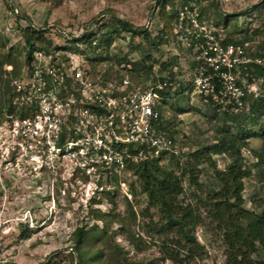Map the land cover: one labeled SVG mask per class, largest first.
Wrapping results in <instances>:
<instances>
[{
	"label": "rangeland",
	"instance_id": "374dc122",
	"mask_svg": "<svg viewBox=\"0 0 264 264\" xmlns=\"http://www.w3.org/2000/svg\"><path fill=\"white\" fill-rule=\"evenodd\" d=\"M184 2L204 13L203 19L224 45L235 42L252 61L247 71L240 68L235 73L238 84L255 82L262 90L264 0H0V264H43L48 260V264H77L78 256L71 252L76 229L90 230L83 246L87 264L225 263L227 248L222 233L208 218L205 203L220 189L213 168L224 171L230 159L226 154L209 157L205 147L217 142L222 133L238 131L226 114L203 105L194 92L192 46L176 34L174 22L168 19V11ZM116 21L146 30L150 39L123 29ZM33 31L43 34L37 39ZM24 32L31 34L36 47L51 51L60 61L83 48L101 85L111 78L114 81L108 83L118 85L127 71L133 82L144 83L151 79V70L141 74L130 71L128 65L141 60L147 66L161 65L160 75L173 83L160 105L162 133L171 140L172 148L158 156V166L180 181L181 192L171 198L178 213L191 208L195 219L202 218L200 225L185 229L198 246L184 239L179 226H169L160 207L152 205L144 192L139 175L142 165L151 171V161L129 159L115 179L114 175L96 179L62 156L40 160L21 150L11 129L23 111L16 98L10 97L15 90L13 81L22 74L28 56ZM83 36L97 39L99 51L79 42ZM255 60L262 64H254ZM10 100L12 114L7 113ZM255 102L263 103V108L252 115ZM243 105L242 112L251 122L245 130L257 136L241 148L247 173L242 196L247 210L259 212L258 206L264 202V158L260 160L264 99L249 94ZM187 162L197 171V185L183 171ZM153 176L159 180L163 174ZM98 252L101 259L95 261ZM251 258L264 260V254L257 247Z\"/></svg>",
	"mask_w": 264,
	"mask_h": 264
},
{
	"label": "built area",
	"instance_id": "2783aa9c",
	"mask_svg": "<svg viewBox=\"0 0 264 264\" xmlns=\"http://www.w3.org/2000/svg\"><path fill=\"white\" fill-rule=\"evenodd\" d=\"M198 15L189 4L180 6L174 26L192 46V86L202 104L235 114L244 110L247 95L264 99V87L261 90L255 82L238 84L235 73L240 68L247 71L252 63L243 48L224 45ZM61 60L45 52L33 53L14 82L16 103L27 114L11 129L21 150L40 160L62 156L96 179L120 174L129 159L150 160L171 151V140L158 130L163 101L159 92L171 79L162 76L161 82L158 67L144 83L133 82L125 71L118 85H101L83 48ZM260 84L264 86V81Z\"/></svg>",
	"mask_w": 264,
	"mask_h": 264
},
{
	"label": "trees",
	"instance_id": "16d2710c",
	"mask_svg": "<svg viewBox=\"0 0 264 264\" xmlns=\"http://www.w3.org/2000/svg\"><path fill=\"white\" fill-rule=\"evenodd\" d=\"M187 2H184L183 5H186ZM181 5V6H183ZM188 5V3H187ZM169 16L168 19L171 22L176 21L177 17V8L171 9L168 11ZM199 20H204V13L201 11L198 13ZM172 19V20H171ZM173 23V25H174ZM116 24L121 26L123 29L132 32L133 34H143L144 38L149 40L150 35L146 30H140L138 28H134L127 23L116 21ZM161 32H164V27ZM159 32V33H161ZM255 32H258L256 30ZM33 34L37 35V39L42 36L41 31H33ZM24 40L26 42V46L28 48V56L25 60L26 65L27 61L30 60L33 53L36 52H45L46 54H52L51 51L39 48L35 46L34 40L31 38V34L24 32L23 34ZM88 36H84L82 38H78L79 42H84L87 48L90 50L93 48L94 50L99 51L100 43L97 39L89 40ZM104 35L101 36V38ZM157 37V36H155ZM88 40V41H86ZM153 39H151L152 42ZM96 41V46L93 47L92 43ZM154 42V40H153ZM227 44H235L233 41H227ZM76 44V43H75ZM155 45L154 43H152ZM75 49L72 52L77 51ZM53 55V54H52ZM23 66V67H24ZM164 64L162 65V67ZM158 67V75L161 74V65H152L147 66L145 61L140 63H132L128 65L130 71L134 70L138 73L143 74V72H150L151 76L153 75L154 68ZM127 69V68H126ZM161 76V75H160ZM17 76L16 79H18ZM146 78L145 76H142ZM170 78V77H169ZM15 79V80H16ZM161 81L163 82V78L161 76ZM114 80L111 78L110 80H104V84L108 82H113ZM120 81V80H119ZM13 81V85H14ZM165 90L159 92L160 97L165 100L170 95L168 92V88L172 87L173 83H169ZM171 89V88H170ZM13 93L10 97L17 98V94L14 89H12ZM12 100H10V107L7 110L8 114H12L13 106H11ZM252 115L259 114L263 108V103L255 102L253 103ZM160 110V106H159ZM258 110V111H257ZM23 113L20 114L21 118L27 117V114L24 109H22ZM228 120L233 121L235 124L238 133L232 134L231 132L222 133L221 138L215 142L214 144H210L205 147V155L209 157L213 155H223L226 154L230 159V163L226 166L224 171L217 170L213 168L215 179L220 184V189L215 192L212 197L206 200L205 206L206 211L208 213V218H210L213 222H215L217 229L222 233L223 243L225 244L226 250V259L224 264H264V260H255L251 258L252 254L256 253L257 247H259L264 254V202L259 204L260 211L254 212L249 211L244 207V199L242 196L243 192V180L246 178V171L242 166L241 162V148L245 146V143L248 142L249 139L256 137V134H250L245 130L246 126L251 123L248 121L249 116L244 112L235 113V114H226ZM162 120H160V125L158 130H164L162 125ZM197 155H200L199 158H202L201 152L198 151ZM264 158V141L262 146V156L260 160ZM160 158H152L151 160H146L144 163L151 161V171L148 169L147 165H142L143 168L140 172L139 177L143 180L144 186L143 190L146 194H148L150 202L152 205H156L160 207L163 215L167 220V224L171 227L179 226L184 239L198 246L195 237L190 236L189 232H186L185 229L188 227H196L202 223V218L199 216L195 219L193 215V209L186 208L181 213H178L174 202L171 200L175 195H178L181 192L180 181L174 177L172 174H165L161 172L160 167L158 166ZM211 159V158H207ZM206 163V162H205ZM188 162L185 164V168L183 169L184 173L190 174V182L193 185H197L198 181L196 179V169L195 167H188ZM154 168V170H152ZM162 173V179H156L153 174ZM151 177V179H150ZM112 178H116L114 175ZM153 179V180H152ZM172 191V192H170ZM171 200L173 203L170 204L168 201ZM178 216V219L176 218ZM93 227V226H92ZM90 230L83 231L82 229H76L74 232L75 235V245L72 247V250L78 256L77 264H87L86 258H84L83 246L87 242V234ZM101 252H98L94 256V260H99ZM174 259V258H173ZM176 261V260H173ZM129 264V263H123ZM132 264H140V263H132Z\"/></svg>",
	"mask_w": 264,
	"mask_h": 264
},
{
	"label": "water",
	"instance_id": "95a60500",
	"mask_svg": "<svg viewBox=\"0 0 264 264\" xmlns=\"http://www.w3.org/2000/svg\"><path fill=\"white\" fill-rule=\"evenodd\" d=\"M71 252H74L73 250H71ZM75 253V252H74ZM49 263V260L47 261V262H45V263H43V264H48Z\"/></svg>",
	"mask_w": 264,
	"mask_h": 264
},
{
	"label": "crops",
	"instance_id": "0c3cea01",
	"mask_svg": "<svg viewBox=\"0 0 264 264\" xmlns=\"http://www.w3.org/2000/svg\"><path fill=\"white\" fill-rule=\"evenodd\" d=\"M163 101H166V99H165V100H163Z\"/></svg>",
	"mask_w": 264,
	"mask_h": 264
}]
</instances>
